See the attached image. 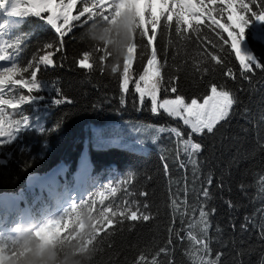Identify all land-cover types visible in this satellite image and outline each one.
Wrapping results in <instances>:
<instances>
[{"label": "trees", "instance_id": "1", "mask_svg": "<svg viewBox=\"0 0 264 264\" xmlns=\"http://www.w3.org/2000/svg\"><path fill=\"white\" fill-rule=\"evenodd\" d=\"M85 4V0H78L72 15H79ZM88 6L94 7V11L70 22L71 31L63 37L64 51L53 56L55 66L41 65L38 73L41 88L31 93L32 101L18 109L5 107L6 127L7 122L17 121L19 130L0 142V198L19 196L20 211L26 209L34 220L41 209L40 202L45 207L47 200L40 190L38 194L27 191V178L32 174L45 175L63 165L65 170L59 179L61 184L70 186L77 162L86 149L89 165L86 185L87 181L100 185L111 183L116 189L105 196L103 204L96 201L93 215L97 209L111 204L116 209L139 208L141 213L149 215V220L124 221L109 226L100 235L95 232L96 228L76 232L72 225L43 248L38 246L34 234L24 233L6 243L4 264H26L29 256L33 259L27 264H140V256L145 258L143 264H152L153 260L157 264H198L202 253L189 241L187 233L191 231L200 236L201 225L196 224L192 229H188L187 224L182 226L181 214L174 212L171 204L177 187H184L185 175L192 180V167H179L177 140L169 129L177 127L185 132L188 129L161 110L153 114L150 100L146 97L141 104L134 89V82L143 72L150 54V49L139 47L145 43L142 32L149 24L158 25L153 46L157 49L159 64L164 66L162 76L165 81L173 78L178 89L177 93H172L165 90V85L158 98L180 94L186 102L191 98L202 100L212 83L227 88L238 98L234 115L223 128L215 135L194 137L204 145L198 157L200 167L195 191L199 192L204 186L201 182L211 172L214 184L208 207L215 209V214L209 217L207 232L211 256L221 254L220 264H264V191L260 184L264 179V71L256 70L254 75L250 74V80L241 78L239 62L228 45L217 43L213 47V41H219L216 32L220 30L210 31L206 27L207 19L199 26V33L182 30L186 38H181L175 32V17L171 28H167V14L162 17L130 11L114 14L112 8ZM253 11L260 9L254 5ZM42 16L46 19L44 13ZM122 17H128L132 24L131 40L127 43L119 26ZM249 21L244 36L247 48L252 52L251 57L264 64V22L255 17H250ZM0 24L5 25L0 33L4 40L23 42L18 52L7 49L8 66L16 63L18 67H27L34 58L44 54L45 44L59 43L55 30L34 15H5L0 18ZM256 24L259 26L253 38L251 32ZM101 30L102 42H98L94 34ZM151 30L156 33L155 28ZM224 36L226 38L227 33ZM113 48L121 50L122 57L114 56ZM209 52L217 54L218 58L222 56L223 62L212 61ZM84 54L89 55L93 69L79 67L78 62ZM132 55L135 57L130 69L132 83L129 91L122 93L120 74ZM227 68L236 74L235 79L226 75ZM22 75L30 79L28 73ZM54 86L61 90L64 100L71 102L55 103L58 96ZM27 94L19 85H6L0 92L5 99L17 100L20 95ZM114 123L134 128L155 125L166 130L157 135L146 152L114 144L95 145V138ZM122 129L123 133L127 132L125 127ZM181 158L186 159L182 152ZM165 162L170 174L164 171ZM188 188L189 202L196 205L198 198L191 194V183ZM229 200L234 204L231 209L225 203ZM79 204L70 217L92 219ZM174 217L175 230L182 238L170 234ZM245 217L250 219L246 221ZM241 225L246 226L242 228ZM25 236L28 237L26 241L22 240Z\"/></svg>", "mask_w": 264, "mask_h": 264}, {"label": "snow or ice", "instance_id": "2", "mask_svg": "<svg viewBox=\"0 0 264 264\" xmlns=\"http://www.w3.org/2000/svg\"><path fill=\"white\" fill-rule=\"evenodd\" d=\"M99 4H103L104 0H98ZM164 5L160 12L161 17L165 14L169 17V26L175 17L176 28L175 32L181 38L182 30H191L192 33H199V26L207 19L209 24L206 25L210 31L216 32V36L219 37V41H213V47H216L217 43L228 45V49L234 52L236 60L239 62L240 76L241 78L251 79V75L255 74L256 70L264 71V64L258 63L253 57L242 54L241 44L244 40L245 29L249 25V18L255 17L260 22H264V0H161ZM14 8L10 13L12 16L25 17L28 15H34L37 18L43 19L48 25H50L58 34L59 43H48L44 45V54L38 55L34 58V61L29 63L27 67H18L16 63L11 66L0 68V92L4 91L6 85H19L27 90V95H20L19 99L8 98L5 99L0 96V140L11 135L14 130H19V122H7L4 119L5 107L18 109L21 105L30 103L33 99V91L39 92L41 88V81L38 79V73L41 71V65L44 67L55 66L53 56L57 52L64 51L63 37L71 31L70 22L73 20H80L85 13L94 11V7H89L87 4L80 11L79 15L73 16L72 9L76 6V0H27L26 5H22V0H14ZM256 6L260 11H253V6ZM42 13H49L46 19L42 16ZM250 14V15H249ZM226 15V19H225ZM62 23L58 22L61 21ZM5 25L0 24V33L4 29ZM157 24H149L148 27L142 32V40L145 41L139 47L150 49V54L147 58L146 65L143 68V72L138 75V79L134 82L135 92L139 95V101L143 104L147 97L151 102V111L153 114H157L159 109H162L167 116L178 119L188 129L187 132L172 127L169 131L175 135L177 140V160L181 169H187L188 165L192 167V180L187 179V175L184 177V187H177L176 193L173 194L171 204L174 212H180V224L183 226L187 224L188 229H192L196 224L201 225V235L196 236L189 231L187 238L194 245L198 246L197 250L202 254L199 256L198 264H220L221 254H216L213 258L211 256V249L209 247V241L207 238V232L210 227L209 217L215 214L214 208L208 207V201L212 199L211 187L214 184L213 176L211 172L201 183L204 184L200 188L199 192L195 191V185L197 183L196 173L199 171L200 153L204 150V145L197 141L194 137L199 136L201 138L207 135H215L221 128L227 124L231 117L234 115V110L238 104V98L234 93L227 88L212 83L209 86L208 93L202 98V102L197 98H191L190 102H186V98L183 95L176 94L174 98H165L159 100L158 96L161 88L166 85L165 90H170L172 93H177L178 89L173 78H169L167 81L162 76V64L158 62V52L153 46V41L157 36ZM155 28L156 33L151 29ZM224 33H227L225 38ZM21 40L14 42H8L0 35V61H4L6 58L5 53L7 49L11 48L18 52L21 48ZM138 46H136L137 50ZM227 51V49H225ZM136 51L133 52V54ZM210 59L217 64L223 62V57H219L217 54L211 52L208 53ZM132 58L129 63L125 65L120 74V89L122 93L129 91L130 83H132V74L130 69L132 68ZM79 67L91 70L94 64L90 61L89 55L84 54L83 59L79 62ZM205 71L207 69H204ZM113 73H116V69H112ZM22 73H28L30 79H24ZM251 74V75H250ZM226 75L229 78L235 79L236 74L231 68H227ZM17 77H20L17 79ZM55 87V86H54ZM57 96L55 101L57 104L62 102H71L70 100H64L62 92L58 87ZM123 102V101H122ZM26 123V120L24 121ZM165 128H159L160 132H164ZM181 152L186 159L181 158ZM166 174H170V167L167 162L163 165ZM192 185V195H195L197 204L193 205L189 202V188L188 185ZM261 190L264 191V179H261ZM219 187V185H217ZM243 188V186H242ZM107 191L115 192L113 186L107 185ZM100 198V203H104L105 192L100 191L97 193ZM182 197V198H181ZM203 197V199H199ZM231 209L234 207L232 201L225 202ZM96 201L89 200L83 201L79 204L81 210L87 211L91 214L96 225V232L98 235L101 232L107 231L109 226L123 224L124 221H148L149 215L141 213L139 208L133 209L130 207H124L122 209H116L111 204L97 209L96 215H93L92 209L95 207ZM78 204H72L68 208L62 217L51 220L47 224L43 225L39 230V233L45 232L50 228H55L59 225L61 232H63L64 223L67 220H71L70 213L76 210ZM145 208L147 205L144 206ZM189 215L191 219H188ZM250 218L245 217L248 221ZM175 217L173 218V227L170 229V234L175 233L178 238L181 237V233L175 230ZM246 225H241L244 228ZM219 231V229H217ZM39 233H37L39 235ZM262 235H264V226H262ZM169 244H172V240H169ZM166 253L167 249H161ZM6 255L2 249H0V264H4ZM144 256L139 257L140 264L144 262ZM152 264H157L156 260L152 261ZM195 264V262H194Z\"/></svg>", "mask_w": 264, "mask_h": 264}, {"label": "rangeland", "instance_id": "3", "mask_svg": "<svg viewBox=\"0 0 264 264\" xmlns=\"http://www.w3.org/2000/svg\"><path fill=\"white\" fill-rule=\"evenodd\" d=\"M77 1L78 0H76V2ZM85 1L87 2L88 5L100 6L101 8H105V9L112 8L114 14L130 11L137 15L146 13L148 15L155 16L158 14L160 15V12L164 7V5L161 3V0H104V3L102 5L99 4L98 0H85ZM57 3H59V0H57ZM66 3L67 0H65V4ZM26 4H27V0H22V5H26ZM14 6H15L14 0H0V18L5 15H10V13L13 11ZM44 15L47 17L49 13H44ZM58 22L62 23V20ZM258 26H259L258 24L255 25V30L251 32V37L254 38ZM241 51L242 54H245L247 56H252V52L247 48V43L245 41V38L241 44ZM8 64L9 63L7 62V59H5L4 61H0V68L8 67ZM158 99L163 100L165 98H158ZM200 101L202 102V100ZM159 110L163 111L162 109ZM123 127H125V130L127 132L123 133V129H122ZM159 128H161V126H155V125H148L146 127H141V128H134L129 125L120 127L118 123H114L111 127H109L106 130V132H103V134H99L95 138L94 144L95 145L114 144L128 149H133L139 152H146L148 145L153 143L156 140L157 135L161 133L159 131ZM138 132L140 134H138ZM121 133H123V135L125 134L126 137L125 136L122 137ZM8 138H11V135L3 138L2 140H0V142H3ZM0 162H2L1 159ZM77 166H78V162H77ZM60 167L63 168V171L65 170V166L61 165ZM36 176L38 175H35V177ZM87 183L88 184L84 185L83 188L79 187V189L77 190L67 188V186L64 185L65 193H68L67 197L69 196V198H66L65 201L62 203V205L57 202V200L60 201L59 198L60 195L63 193L62 191H60L61 193H59L58 195L55 194L52 200H50L49 198L47 199L48 197L47 193L43 192V199L47 200V204L45 205V207H42L43 203L40 202L41 209L39 210V214L37 213L38 215L34 217V220H31L30 218L25 216V210L20 211L21 207H19L17 204L18 203L17 199H19L18 198L19 196H14L11 198L9 197L10 199L8 197L0 198V235H1L0 249H2L5 253L6 243L13 239L19 238L24 233L34 234L35 238L37 239L38 246L43 248L46 244H48L51 240H53L58 234L62 233L59 225H56L55 228H50L45 232L39 233V230L43 225L47 224L51 220H56L62 217L64 212L68 208H70L71 205L74 203L79 204L87 200H95L99 202L100 198L97 195L98 192L104 191L105 196L107 194L112 193V191L106 190V186L110 185L111 183H104L101 185L92 184L88 181ZM45 184L41 186H44ZM41 186H39L40 189ZM39 188L36 187L34 184L32 185L31 183H27V191L29 192L35 191L38 194ZM113 188L115 187L113 186ZM10 201L13 202L12 207L10 206L11 205ZM70 218L71 220H67L64 223L63 231L67 230V228H69L72 225H74L76 232H79L87 228L91 230H94L96 228L93 218L89 219L88 217H85V218H79L77 220H74L73 217ZM9 220H11V222H9ZM8 224H13V226L9 227ZM37 233H39V235Z\"/></svg>", "mask_w": 264, "mask_h": 264}, {"label": "bare ground", "instance_id": "4", "mask_svg": "<svg viewBox=\"0 0 264 264\" xmlns=\"http://www.w3.org/2000/svg\"><path fill=\"white\" fill-rule=\"evenodd\" d=\"M88 162V160H87V155H86V149H84L83 150V152H82V154H81V157H80V159L78 160V166L76 167V171L75 172H78V171H80V169L85 165V162ZM61 165H59L58 167H56V168H54V169H52L50 172H48L47 174H45V175H42V176H36L35 177V179L33 180V181H31V182H29V183H31L32 185L34 184L36 187H38L39 188V186H41V185H43V184H45V186L49 183V181L51 180V178L54 176V175H56V172L61 168L60 167ZM38 178V179H37ZM42 187V186H41ZM73 190L75 189V188H72ZM67 195H68V193H65L64 195L62 194V196H63V198H60V201H58L57 200V202L59 203V204H61L62 205V203L65 201V199L66 198H69V196L67 197ZM5 198H11V197H14V196H4ZM3 198V197H2ZM9 198V199H10ZM10 206L12 207V205H13V202H11L10 201ZM6 209V208H5ZM10 209H12V208H10ZM4 211V210H3Z\"/></svg>", "mask_w": 264, "mask_h": 264}, {"label": "clouds", "instance_id": "5", "mask_svg": "<svg viewBox=\"0 0 264 264\" xmlns=\"http://www.w3.org/2000/svg\"><path fill=\"white\" fill-rule=\"evenodd\" d=\"M119 26H120L121 34L125 39V43L129 42L131 40V27H132L130 19L128 17H122L119 21ZM102 35H103L102 30L100 33L94 34L95 39L98 42H102V40H101ZM113 55L117 56V57H122L123 52L119 49L113 48ZM22 240L26 241V240H28V237L27 236L22 237ZM32 246L34 247V243ZM31 259H33L32 256H29L28 258H26V264H27V261L31 260Z\"/></svg>", "mask_w": 264, "mask_h": 264}, {"label": "water", "instance_id": "6", "mask_svg": "<svg viewBox=\"0 0 264 264\" xmlns=\"http://www.w3.org/2000/svg\"><path fill=\"white\" fill-rule=\"evenodd\" d=\"M34 179H35V175L32 174V175H30V176L27 178V181L31 182V181H33ZM29 182H26V184L29 183Z\"/></svg>", "mask_w": 264, "mask_h": 264}]
</instances>
